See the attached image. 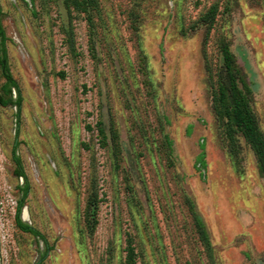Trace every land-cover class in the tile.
<instances>
[{
	"label": "rangeland",
	"instance_id": "374dc122",
	"mask_svg": "<svg viewBox=\"0 0 264 264\" xmlns=\"http://www.w3.org/2000/svg\"><path fill=\"white\" fill-rule=\"evenodd\" d=\"M0 26L1 264L47 250L26 183L42 264H264V179L214 104L224 39L264 135V0H0Z\"/></svg>",
	"mask_w": 264,
	"mask_h": 264
},
{
	"label": "trees",
	"instance_id": "16d2710c",
	"mask_svg": "<svg viewBox=\"0 0 264 264\" xmlns=\"http://www.w3.org/2000/svg\"><path fill=\"white\" fill-rule=\"evenodd\" d=\"M78 9L82 12L85 11V7H82V5H80ZM215 14L216 8L211 9L210 14L206 16L205 21L211 23L214 20ZM0 38L4 39V32L1 29V26ZM219 52L223 61L217 72V88L214 92V104L219 116L224 121L223 133L225 141L228 146L233 149L238 146L239 138H243L254 153L259 171L264 179V135L259 128L251 105L249 84L243 76L236 61V57L230 50L229 44L224 39H222L219 43ZM0 66L7 80L5 92L9 95H11L12 89H16L19 92L18 84L9 72L5 52L3 58L0 60ZM9 102H13L15 106L20 109V98L15 101L10 99ZM99 133L101 134L103 140H106L104 128L99 127ZM14 160L19 168L17 175L19 177H25L20 158L15 156ZM21 190L22 198L17 207L16 223L18 228L23 232L29 233L45 242L47 250L42 253L41 259L38 263L42 264L48 254V251L50 250V247L48 246L46 238L37 229L22 220V211L25 207V201L30 191L28 183H26ZM132 256L133 250L130 249L128 255L129 263L133 260Z\"/></svg>",
	"mask_w": 264,
	"mask_h": 264
},
{
	"label": "water",
	"instance_id": "95a60500",
	"mask_svg": "<svg viewBox=\"0 0 264 264\" xmlns=\"http://www.w3.org/2000/svg\"><path fill=\"white\" fill-rule=\"evenodd\" d=\"M25 212L28 214L27 210L23 209V215L25 216Z\"/></svg>",
	"mask_w": 264,
	"mask_h": 264
},
{
	"label": "bare ground",
	"instance_id": "6f19581e",
	"mask_svg": "<svg viewBox=\"0 0 264 264\" xmlns=\"http://www.w3.org/2000/svg\"><path fill=\"white\" fill-rule=\"evenodd\" d=\"M1 264V263H0Z\"/></svg>",
	"mask_w": 264,
	"mask_h": 264
}]
</instances>
